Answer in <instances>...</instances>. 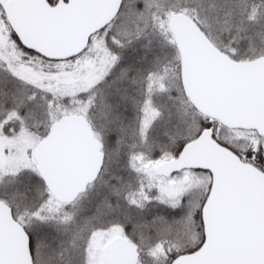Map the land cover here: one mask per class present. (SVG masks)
I'll list each match as a JSON object with an SVG mask.
<instances>
[{"label": "snow or ice", "instance_id": "1", "mask_svg": "<svg viewBox=\"0 0 264 264\" xmlns=\"http://www.w3.org/2000/svg\"><path fill=\"white\" fill-rule=\"evenodd\" d=\"M0 264H264V0H0Z\"/></svg>", "mask_w": 264, "mask_h": 264}]
</instances>
